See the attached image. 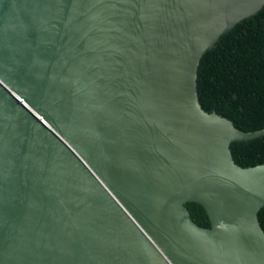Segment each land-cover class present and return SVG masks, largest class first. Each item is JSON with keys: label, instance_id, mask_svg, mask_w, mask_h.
I'll return each instance as SVG.
<instances>
[{"label": "water", "instance_id": "1", "mask_svg": "<svg viewBox=\"0 0 264 264\" xmlns=\"http://www.w3.org/2000/svg\"><path fill=\"white\" fill-rule=\"evenodd\" d=\"M264 0H0V264H264V163L197 92ZM186 201L202 204L197 224Z\"/></svg>", "mask_w": 264, "mask_h": 264}, {"label": "trees", "instance_id": "2", "mask_svg": "<svg viewBox=\"0 0 264 264\" xmlns=\"http://www.w3.org/2000/svg\"><path fill=\"white\" fill-rule=\"evenodd\" d=\"M197 92L202 107L215 110L245 131L264 127V6L223 33L200 58ZM242 166L264 163V134L230 143ZM193 220L210 222L201 203L186 201ZM264 230V205L258 211Z\"/></svg>", "mask_w": 264, "mask_h": 264}]
</instances>
